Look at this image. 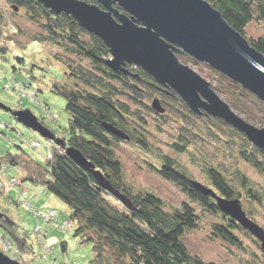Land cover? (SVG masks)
I'll return each mask as SVG.
<instances>
[{"label": "trees", "instance_id": "16d2710c", "mask_svg": "<svg viewBox=\"0 0 264 264\" xmlns=\"http://www.w3.org/2000/svg\"><path fill=\"white\" fill-rule=\"evenodd\" d=\"M4 1L10 3L13 10L15 7L25 9L29 20L38 23L42 30L34 33L31 39L54 44L59 49L57 55L67 66L68 84L58 81L52 86L56 94L66 99L68 111V124L62 127L59 136L95 164L110 184L131 200L133 208L128 209L105 190L96 177L76 164L63 148L53 149V157L47 159L45 164L23 149L17 153L6 151L0 155V181L3 179L2 166L10 165L19 168L21 183L26 181L43 187L47 193L66 203L70 208L68 219L73 222L75 235L80 236L84 243L92 245V264H218L193 254L185 242V234L199 228L206 214L214 217L209 222L213 239L220 238L253 256L252 260L241 256V264H245L244 258L248 264H264V249L260 241L231 216H227L213 197L200 192L194 184L198 180L181 162L164 153L148 139L151 130L147 127V113L153 112L157 117L166 115L153 109L152 103L159 98L161 104L168 107H175L173 103L182 105L178 121L186 135L189 133L198 137L199 134L194 131L197 127L202 133L204 131L214 137L217 136L214 127H217L228 136H237L239 157L263 181L264 150L252 144L245 135L225 121L193 113L180 96L171 89L165 90L149 73L130 66L132 73L140 74V78H136L110 68L106 61L111 53L105 42L83 29L70 15H53L34 0ZM85 1L97 3L96 0ZM207 1L221 11L230 26H234L253 47L264 54V33L258 37H250L246 33L250 23L264 25V0ZM5 18L7 16L2 14L0 23ZM7 22L3 23L4 26L0 24V59L10 61L12 54L10 46L6 44V38L9 37L5 33L9 27ZM184 55L178 53L179 57ZM16 57L24 61L22 57ZM218 74L224 80L215 89L227 95L230 103L241 113H247L251 118H256L257 112L261 113L259 127L264 128V102L224 74ZM28 85L31 87V84ZM36 93L37 97L38 90ZM184 121L191 122L186 125ZM105 123L121 129L128 134V138L121 140L114 136L105 128ZM50 128L56 132V126ZM186 135L181 133L171 148L180 153L189 151L186 145L190 141ZM120 143H131L147 157H151L158 163L148 161L152 169L165 180L177 185L181 192L186 193L189 201L183 200L180 206L169 209L162 197L154 191L131 184L116 151ZM190 158L193 164L203 170L208 187L224 198H239L248 217L257 222L253 205L260 206L264 211V182L256 185L240 170H237L236 182L211 163L200 162L194 154ZM0 225L8 232H15L13 226L16 222L12 218L9 221L0 219ZM15 233L26 243L23 253L25 257L20 261L25 264V258L34 252L33 244L30 243L31 234ZM240 233L256 245L255 251L249 252ZM62 249L66 251V241L62 243Z\"/></svg>", "mask_w": 264, "mask_h": 264}, {"label": "rangeland", "instance_id": "374dc122", "mask_svg": "<svg viewBox=\"0 0 264 264\" xmlns=\"http://www.w3.org/2000/svg\"><path fill=\"white\" fill-rule=\"evenodd\" d=\"M2 14L6 15L7 19L5 18L0 24L3 25L6 21L9 22V27L5 33L9 37L6 38V44L10 46L12 59L10 61L9 59H0V100L14 109H26L28 107L37 116H41L44 113L43 117L46 118V125L52 128L56 126L55 131L59 136V131L62 127L68 124V111L66 110V99L60 94H56L52 86L58 81L68 84L69 78L66 75L68 71L67 66H65L59 58V55H57L59 51L58 47L50 42L31 39L34 33H40L42 30L38 23H33L29 20L24 8L21 9L19 7L16 11L13 10L10 3L0 0V16ZM10 26L13 27L10 28ZM247 26V36L258 37L264 33V25L262 24L253 22ZM16 56L22 57L24 61H19ZM183 57H179V60L190 65L207 81L211 82L214 89L223 84L224 79L218 74L220 72L210 68L206 63L194 61L187 54ZM13 83L16 86H22L18 83H28L31 84V87H26L25 90H18ZM6 86H9L8 89ZM31 88L36 91L38 90V95L35 98L38 103L32 101L26 94ZM216 92L242 118L255 126H261L259 119L261 113L257 112V117L251 118L247 113H241L233 103H230L231 100L227 95L217 90ZM173 104L175 107H168L162 104L166 109L164 112L166 115L164 117H157L153 112L147 113V127L151 130V136L148 139L157 147H160L164 153L175 157L203 184H207L208 181L201 167L192 163L190 157L193 154L200 162L203 163L205 161L211 163L236 182L238 180L237 170L243 172L256 185L264 182L263 178L239 157L240 147L237 136H228L223 129L221 130L217 127H214V131L217 132V136L214 137L206 134L204 131L202 133L197 127H195L194 131L199 134L198 137L189 133L186 135L187 133L178 121L181 117L179 111L182 109V105L177 103ZM45 114L57 117V122L52 121ZM184 123L189 125L187 121H184ZM197 123L201 125L200 121H197ZM181 133H184L186 135L185 137L190 141L186 145L189 151L182 153L171 148V144L177 140ZM200 136L204 138L202 139ZM32 140L40 141L43 143V146L39 150H33L29 144ZM48 147V140L42 134L36 133L28 126H25L11 112L0 109V155L5 154L6 151L13 153L21 152L23 149L27 153L29 152L30 155H34L39 162L45 164ZM116 151L120 161L123 163L127 180L131 184H134L137 188L154 191L162 197L169 209L180 206L183 200L189 201L186 193L181 192L177 185L165 180L152 169L148 161H153L154 163L155 161L151 157H147L139 148L131 143H120L117 145ZM8 167V176L20 178L19 168L10 165ZM20 185H23L25 190L21 189ZM20 185L16 190L12 191V197L10 195L6 196V193H2L0 196V210L16 222V225L13 226L15 232L20 234L27 232L31 234L30 243L33 244L34 252L27 257L33 258L34 264H43L44 259L42 257L44 253L33 232L35 226H41L44 231L48 230L49 227L52 228L51 232L45 237L47 244L53 247V255L50 256L51 262L54 261L58 264H92L90 260L94 257V251H92L91 243H84L80 236H76L74 227L67 231H62L56 225V223H63L69 218V206L53 194L45 193L43 187L37 186L34 190V186L26 181ZM41 191L44 193L42 194ZM50 200L53 201L51 202ZM24 201L31 203L32 209L44 210L47 207V202H49L47 205L50 208L53 207L58 210L56 216L57 221L53 224L44 223L34 215L33 210L28 208L27 203ZM253 206L256 212V221L264 227L263 209L256 204ZM213 218L208 214L203 215L200 221V227L185 234V242L190 251L193 254H199L207 261L213 260L218 264H241V256L252 260V255L250 256V254L243 252L241 249L239 250L236 246L230 245L220 238L213 239L211 237L209 222ZM0 234L9 236L8 231L2 226H0ZM240 234L249 252L255 251L257 248L256 245L244 234ZM65 241L67 242V249L64 252L62 243ZM245 258V264H248Z\"/></svg>", "mask_w": 264, "mask_h": 264}, {"label": "water", "instance_id": "95a60500", "mask_svg": "<svg viewBox=\"0 0 264 264\" xmlns=\"http://www.w3.org/2000/svg\"><path fill=\"white\" fill-rule=\"evenodd\" d=\"M53 15L68 14L105 42L111 53L107 64L115 71L140 78L130 66L149 73L165 90L171 89L181 97L193 113L202 117H216L245 135L255 146L264 150V128L255 126L237 114L221 98L201 74L179 60L178 53L187 54L194 61L206 63L240 84L264 102V54L253 47L234 26H230L207 0H34ZM18 10V7H15ZM157 113L165 107L157 98L152 103ZM0 109L11 112L15 118L36 133L42 134L63 148L67 155L83 169L91 172L98 183L116 199L132 209L131 200L115 189L96 169L95 164L77 148L58 136L28 107L11 108L0 100ZM105 128L121 140L128 134L109 123ZM203 194L213 197L220 209L253 234L264 249V227L249 218L240 199L224 198L206 184L194 181ZM0 219L11 217L0 210ZM9 236L24 253L25 240L15 232ZM0 264H24L0 250Z\"/></svg>", "mask_w": 264, "mask_h": 264}, {"label": "built area", "instance_id": "2783aa9c", "mask_svg": "<svg viewBox=\"0 0 264 264\" xmlns=\"http://www.w3.org/2000/svg\"><path fill=\"white\" fill-rule=\"evenodd\" d=\"M16 84V82H14ZM13 83V85L18 89V90H22L23 87H29V85L27 83L22 84V83H18L21 84L22 86H16ZM7 89L9 86H6ZM29 98L34 101L35 103H38L37 100H35L36 98V91L34 89L29 90L26 93ZM44 113L40 116L42 122H46V118L43 117ZM46 115V114H45ZM48 118H50L52 121L57 122V117L54 116H48L46 115ZM46 124V123H45ZM49 143V147H48V153L46 155V159L50 160V158L53 157L52 154V150L53 149H60L62 150V148H60L58 145H56L55 143H53V141H48ZM30 146L33 150H39V148H41L43 146V143H41L40 141H34L32 140L30 143ZM8 172V167H6L5 165L2 166V180L0 181V196L2 195V193H7L12 192L13 190H16L17 187L21 184V180L19 177H15V176H8L7 175ZM21 196V194H20ZM27 203V201H24ZM28 208H31V210H33L34 215L42 220L44 223H48V224H53L55 223L56 220V216L58 213V210L56 209H48V210H44V209H32L31 203H27ZM57 227L62 230V231H67L71 228H73V222L70 219L65 220L63 223H56ZM33 232L35 234V236L38 239L39 242V246L40 248L43 250V264H58L56 262H51L50 261V256L53 255V247H51L50 245L47 244V242L45 241V237L48 235V231H44L43 227L41 226H35L33 229ZM0 250H2L6 255L11 256L12 258H15L19 261H22V258L24 256V254L20 253L19 249H18V245L17 243H15L13 241V239L9 236H3L2 234H0ZM25 257V256H24ZM25 264H34V259L30 258V257H26L25 258Z\"/></svg>", "mask_w": 264, "mask_h": 264}, {"label": "crops", "instance_id": "0c3cea01", "mask_svg": "<svg viewBox=\"0 0 264 264\" xmlns=\"http://www.w3.org/2000/svg\"><path fill=\"white\" fill-rule=\"evenodd\" d=\"M33 186H34V185H33ZM35 187H37V186H34V187H33L34 190L36 189ZM20 188L25 190V188H23V185H20ZM37 190H38V189H37ZM28 191H29V190H28ZM44 191H45V190H44ZM29 192H30V191H29ZM9 193L12 194V195H11V197H12V196H13V192H9V191H8L5 195L8 196ZM41 193L43 194L44 192L41 191ZM45 193H47V192L45 191ZM47 194H48V193H47ZM50 201H51V200H50ZM52 201H53V200H52ZM52 201H51V202H52ZM54 201H55V200H54ZM47 204H49V202H47ZM47 204H46L47 207L45 208V210H47V209H52V208H53V207L50 208L49 205H47ZM43 206H44V205H43ZM53 209H55V208H53ZM51 230H52V228L49 227L48 230H46V231H48V234H49V233L51 232Z\"/></svg>", "mask_w": 264, "mask_h": 264}, {"label": "bare ground", "instance_id": "6f19581e", "mask_svg": "<svg viewBox=\"0 0 264 264\" xmlns=\"http://www.w3.org/2000/svg\"><path fill=\"white\" fill-rule=\"evenodd\" d=\"M15 259V258H14Z\"/></svg>", "mask_w": 264, "mask_h": 264}, {"label": "flooded vegetation", "instance_id": "af4514ba", "mask_svg": "<svg viewBox=\"0 0 264 264\" xmlns=\"http://www.w3.org/2000/svg\"><path fill=\"white\" fill-rule=\"evenodd\" d=\"M1 226V225H0Z\"/></svg>", "mask_w": 264, "mask_h": 264}]
</instances>
